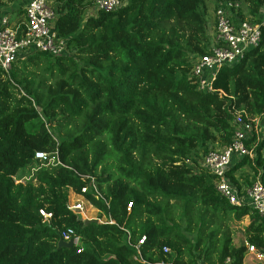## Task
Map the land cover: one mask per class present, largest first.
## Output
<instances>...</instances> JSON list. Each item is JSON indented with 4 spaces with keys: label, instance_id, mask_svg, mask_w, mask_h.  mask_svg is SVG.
I'll return each instance as SVG.
<instances>
[{
    "label": "trees",
    "instance_id": "16d2710c",
    "mask_svg": "<svg viewBox=\"0 0 264 264\" xmlns=\"http://www.w3.org/2000/svg\"><path fill=\"white\" fill-rule=\"evenodd\" d=\"M119 1L87 14L94 0H52L66 52L0 69V264H245L248 248L264 253V217L229 203L199 161L231 142L235 112L264 114V0H231L262 22L261 38L219 68L212 91L192 74L212 44L206 0ZM245 144L252 156L226 172L238 188L264 184V127ZM87 175L102 197L90 185L82 196L102 222L67 207ZM245 218L237 246L231 227ZM65 228L79 242L58 248Z\"/></svg>",
    "mask_w": 264,
    "mask_h": 264
},
{
    "label": "built area",
    "instance_id": "2783aa9c",
    "mask_svg": "<svg viewBox=\"0 0 264 264\" xmlns=\"http://www.w3.org/2000/svg\"><path fill=\"white\" fill-rule=\"evenodd\" d=\"M122 6L119 0H94L95 10H116ZM21 20L16 18L9 20L7 15H0V69L8 71L11 64L20 56L30 51H47L52 55L66 52L65 41L58 39L53 30L55 11L52 0H27L24 5ZM238 1H218L214 7V38L209 51L199 56L192 67L199 89L212 91V79L223 64L238 62L243 54L258 46L261 38L260 24L264 22V8L261 10V21H250L243 11L239 13ZM244 14V15H243ZM263 18V19H262ZM236 125L231 142L217 149L209 150L202 156L199 165L202 169L215 177V188L229 203L247 206L264 217V184L256 179L250 185L238 188L229 181L226 172L233 162V158L239 159L245 155L252 156L251 150L246 146L245 140L254 133L256 138L264 127V114L256 117L248 116L244 112L234 113ZM35 159L46 164L59 163L57 158H52L49 153L36 152ZM89 179V184L81 187V195L85 194L91 186L95 196L102 197L94 179L90 176H81ZM68 209L80 214L84 210L83 199L74 203H68ZM39 213L44 219L50 217L40 209ZM112 223V220H109ZM60 238L64 241L73 240L78 244L79 238L72 228L60 231ZM145 237L139 239L142 244ZM168 251L166 247L163 248ZM259 256L264 264V253L251 248L247 252ZM199 264H207L200 262Z\"/></svg>",
    "mask_w": 264,
    "mask_h": 264
},
{
    "label": "rangeland",
    "instance_id": "374dc122",
    "mask_svg": "<svg viewBox=\"0 0 264 264\" xmlns=\"http://www.w3.org/2000/svg\"><path fill=\"white\" fill-rule=\"evenodd\" d=\"M27 0H14V1H8V0H2L0 4V15H7L9 17V20H14L16 18H19L21 20L24 19L23 12H24V5L26 4ZM18 8V9H17ZM21 9V11H18ZM16 10V11H15ZM87 14H94L96 10L94 8H91L87 11ZM206 21H207V29L206 33L208 34L210 40H213L214 38V6L212 4V1L206 0ZM263 19V18H262ZM24 55L20 56L23 57ZM214 149L218 147H213ZM32 173V171H31ZM69 202L68 203H74L77 200L84 201V210L80 213V217L85 219H97L99 222H102L105 220L104 216H100L98 210L93 207L88 201L84 199V197H80L78 194L73 192L72 190H69ZM247 224V219L245 218L242 222L233 224L231 227L232 230V236H233V243L237 246L241 245L244 242V225ZM244 263L245 264H263L261 259L258 255L252 253V252H246L244 256Z\"/></svg>",
    "mask_w": 264,
    "mask_h": 264
},
{
    "label": "water",
    "instance_id": "95a60500",
    "mask_svg": "<svg viewBox=\"0 0 264 264\" xmlns=\"http://www.w3.org/2000/svg\"><path fill=\"white\" fill-rule=\"evenodd\" d=\"M89 221H98L97 219H85V222H89ZM74 243H73V240L70 239L68 241H64L62 238H59L58 239V242H57V247L60 248V247H71L73 246Z\"/></svg>",
    "mask_w": 264,
    "mask_h": 264
},
{
    "label": "crops",
    "instance_id": "0c3cea01",
    "mask_svg": "<svg viewBox=\"0 0 264 264\" xmlns=\"http://www.w3.org/2000/svg\"><path fill=\"white\" fill-rule=\"evenodd\" d=\"M105 218V217H104Z\"/></svg>",
    "mask_w": 264,
    "mask_h": 264
}]
</instances>
